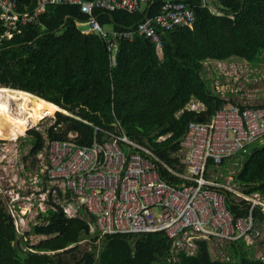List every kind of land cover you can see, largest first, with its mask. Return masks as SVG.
<instances>
[{
  "label": "trees",
  "instance_id": "obj_1",
  "mask_svg": "<svg viewBox=\"0 0 264 264\" xmlns=\"http://www.w3.org/2000/svg\"><path fill=\"white\" fill-rule=\"evenodd\" d=\"M17 2L21 13L32 12L39 4V0ZM213 6L217 13L195 9L191 28L166 33L160 53L141 37L119 41L111 68L102 40L78 31V24L88 20L78 6L47 4L33 23L9 40L2 36L0 21V87L25 95L23 108L30 113H35L33 101L41 109L67 113H55L54 123L44 132L48 141L77 133V143L90 145L95 136L103 138L102 133L94 136V127L113 130L117 120L130 140L153 152L160 178L179 185L181 180L167 168L176 167L172 155L188 123L199 116L209 120L224 104L205 78L204 63L237 59L253 67L264 62V0H214ZM155 13L153 4L144 12L96 15L100 25L118 30ZM191 100L203 104L200 114L185 110ZM0 117L20 134L27 130L2 112ZM33 119L39 121L34 115ZM3 137L9 140L0 131ZM27 137V157L35 159L45 146L43 134L31 129ZM159 137L165 138L158 141ZM237 157L234 181L243 193L257 192L264 199V145H251L247 152L224 161L219 166L224 174L227 163ZM226 206L235 216L245 213L228 197ZM38 216L40 223L18 237L0 195V264H264L245 256L242 240L229 242L227 257L220 260L211 258L206 240L197 241L195 254L188 255L173 252L171 241L160 233L104 235L98 250L78 255L77 244L91 236L86 220L68 218L58 206ZM255 218L263 223L264 211L257 208ZM29 235L49 238L27 246L23 239Z\"/></svg>",
  "mask_w": 264,
  "mask_h": 264
},
{
  "label": "built area",
  "instance_id": "obj_2",
  "mask_svg": "<svg viewBox=\"0 0 264 264\" xmlns=\"http://www.w3.org/2000/svg\"><path fill=\"white\" fill-rule=\"evenodd\" d=\"M213 1L39 0L34 11L21 13L17 10V0H0V21L2 36L9 40L21 27L33 23L47 4L78 6L80 13L88 17L80 25H88L98 33L111 68L119 41L141 37L160 53L166 33L193 26L195 9L217 13ZM153 4L155 14L127 29L105 30L96 15L144 12ZM223 63L206 61L204 68L216 66L221 77L238 81L236 71L230 76L221 72ZM211 87L224 104L209 120L188 123L178 150L172 155L177 160L176 167L167 168L181 180L179 185H171L160 178L153 152L130 140L117 120L112 125L113 130L94 127V136L102 133L103 138L99 140L95 136L90 145L77 143V133H68L62 141H48L42 133L45 146L37 155L39 173L33 182L38 185L43 180L44 183L36 190L37 214L56 206L68 218H77L83 211L90 217L86 222L91 234L160 233L171 241L173 252L184 251L188 255L195 254L199 240L229 243L258 235L259 226L264 222L256 221L255 210L264 211V199L257 192L243 193L234 181L235 174L229 173L220 181L214 178L211 170L215 171L224 161L246 152L251 145H264V104H251L244 92H239L240 88L227 92L218 80H214ZM227 93L235 95L228 99ZM185 110L200 114L204 106L191 100ZM164 138L159 137V140ZM19 191L17 200L21 204L19 209H24L20 210L24 216L30 212L32 196L21 193L23 188ZM227 197L245 213L235 216L226 206ZM12 207L16 211L14 202ZM8 212L15 219L11 209Z\"/></svg>",
  "mask_w": 264,
  "mask_h": 264
},
{
  "label": "rangeland",
  "instance_id": "obj_3",
  "mask_svg": "<svg viewBox=\"0 0 264 264\" xmlns=\"http://www.w3.org/2000/svg\"><path fill=\"white\" fill-rule=\"evenodd\" d=\"M104 29L109 30L110 27L107 26L104 27ZM231 61H229L231 63L225 62L221 64L223 70L221 72L228 73L227 76H230L236 71V75L239 76L238 81L234 82L232 77H221L218 68L209 65L205 67V78L211 80V85L214 80H218L219 84L223 85L227 92L240 88L241 91L239 92L243 91L244 96L250 99L249 101L251 104H264V62L250 67L247 63H244L241 60L233 59ZM237 64H241V68ZM227 94L228 99L235 95L233 93ZM240 94L242 93H239V95ZM25 98V95H13L10 89L0 87V112L10 116L23 128H27L23 134H20L19 130L12 126L9 121L0 117V131L4 132L5 135H9V140L5 137L0 139V195L2 200L6 202L7 209H11V212L15 217L14 223L17 228L18 237H21L22 234L28 231L32 225L40 223L39 214H37L35 209L37 206L36 190L41 189L44 186L43 180L38 185L33 183L35 176L39 173L38 160L37 156L35 159L27 157L30 150L27 132L34 129L44 134L45 130L54 123L55 113L62 111L59 109L51 112L41 109V105L32 100L33 102L30 106L35 113H30L23 108ZM33 115L37 116L39 121L36 122L33 119ZM160 140L158 139V141ZM230 160L231 158L228 161ZM239 164L240 157L234 158L230 164L227 163L225 167V170L227 171L226 174H224L223 169L219 167L215 169V171L214 169L211 170L212 175L214 178L221 181L226 178L229 173H231V176L232 174H236V167ZM20 188H23L21 193H24L25 196H32L30 201V212H26L24 216H22V213L20 212L21 209H24H19L21 204L17 200ZM13 202L16 211L12 209ZM80 214L81 216H78V218L87 221L90 220V217L87 216L85 212L80 211ZM258 232V235L252 236L247 240H242L241 247L243 248L246 257L262 259L264 261V223L259 226ZM101 237L103 236H98L96 232H92L90 237L84 238L77 244V254L79 255L84 251L91 249L98 250L101 246ZM48 238L49 237L45 236L29 235L23 240L24 242H27V246H33ZM227 245L228 243L225 242L208 240L211 258L220 260L225 259L227 257ZM174 246L176 245L174 244L173 248ZM67 257L68 256H66V258Z\"/></svg>",
  "mask_w": 264,
  "mask_h": 264
},
{
  "label": "water",
  "instance_id": "obj_4",
  "mask_svg": "<svg viewBox=\"0 0 264 264\" xmlns=\"http://www.w3.org/2000/svg\"><path fill=\"white\" fill-rule=\"evenodd\" d=\"M78 31L80 32H87L89 35H94L99 37L98 33L96 31H92L89 29L88 25H80L78 26ZM196 120L198 122H202L203 118L201 116L197 117Z\"/></svg>",
  "mask_w": 264,
  "mask_h": 264
},
{
  "label": "crops",
  "instance_id": "obj_5",
  "mask_svg": "<svg viewBox=\"0 0 264 264\" xmlns=\"http://www.w3.org/2000/svg\"><path fill=\"white\" fill-rule=\"evenodd\" d=\"M44 11V9L41 11V12H43ZM40 12V13H41ZM78 26H80V23L78 24ZM105 27H107V26H105ZM110 27V26H109ZM78 28V27H77ZM110 29H111V27H110ZM81 33H83V34H88L87 32H81Z\"/></svg>",
  "mask_w": 264,
  "mask_h": 264
},
{
  "label": "bare ground",
  "instance_id": "obj_6",
  "mask_svg": "<svg viewBox=\"0 0 264 264\" xmlns=\"http://www.w3.org/2000/svg\"><path fill=\"white\" fill-rule=\"evenodd\" d=\"M40 110V109H39ZM44 110H47V109H44ZM48 111H50V110H48Z\"/></svg>",
  "mask_w": 264,
  "mask_h": 264
}]
</instances>
